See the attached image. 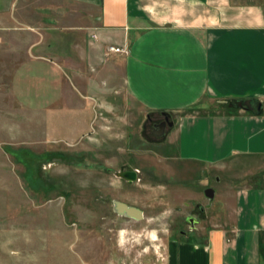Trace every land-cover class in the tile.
Returning a JSON list of instances; mask_svg holds the SVG:
<instances>
[{
  "label": "crops",
  "instance_id": "crops-1",
  "mask_svg": "<svg viewBox=\"0 0 264 264\" xmlns=\"http://www.w3.org/2000/svg\"><path fill=\"white\" fill-rule=\"evenodd\" d=\"M59 66L90 91L70 106L108 145L133 140L134 106L167 112L150 143L202 167L173 188L192 219L168 264H264V0H0V84L22 67L53 82Z\"/></svg>",
  "mask_w": 264,
  "mask_h": 264
},
{
  "label": "rangeland",
  "instance_id": "rangeland-1",
  "mask_svg": "<svg viewBox=\"0 0 264 264\" xmlns=\"http://www.w3.org/2000/svg\"><path fill=\"white\" fill-rule=\"evenodd\" d=\"M60 67L53 82L30 81L22 67L10 70L25 71L20 83L0 84V264H168L187 228L179 220L185 198L173 188L195 185L189 174L202 167L157 153L153 124L164 116L145 121L136 106L133 140L108 145L93 132L94 112L70 106L72 95V103L88 104L90 91ZM0 72L8 82V71ZM121 165L138 178L118 176ZM117 201L140 208L142 217L118 212Z\"/></svg>",
  "mask_w": 264,
  "mask_h": 264
},
{
  "label": "water",
  "instance_id": "water-1",
  "mask_svg": "<svg viewBox=\"0 0 264 264\" xmlns=\"http://www.w3.org/2000/svg\"><path fill=\"white\" fill-rule=\"evenodd\" d=\"M243 104L245 106H249L250 107V101L248 100H245L243 102ZM239 105H242V103H239ZM165 114V120L164 121H161L159 124H158V130L155 132L156 134H160L163 129H164V126L166 124L165 121H168V113L167 112H164ZM170 123V122H169ZM117 175L122 177V178H125L128 182H132L134 180L137 179V171L129 166H125V165H121L118 172H117ZM115 206L118 210V212L120 213H123V214H126L128 216H132V217H136V218H141L142 215H143V212L140 208L136 207V206H133V205H128L126 204L125 202H122V201H117L115 203Z\"/></svg>",
  "mask_w": 264,
  "mask_h": 264
},
{
  "label": "flooded vegetation",
  "instance_id": "flooded-vegetation-1",
  "mask_svg": "<svg viewBox=\"0 0 264 264\" xmlns=\"http://www.w3.org/2000/svg\"><path fill=\"white\" fill-rule=\"evenodd\" d=\"M157 128H158V126H157ZM191 219H192V215L187 213L183 216L182 220H183L184 224L189 225Z\"/></svg>",
  "mask_w": 264,
  "mask_h": 264
},
{
  "label": "built area",
  "instance_id": "built-area-1",
  "mask_svg": "<svg viewBox=\"0 0 264 264\" xmlns=\"http://www.w3.org/2000/svg\"><path fill=\"white\" fill-rule=\"evenodd\" d=\"M109 50H112V51H119V52H126V50L122 47H118V46H110L109 47Z\"/></svg>",
  "mask_w": 264,
  "mask_h": 264
}]
</instances>
